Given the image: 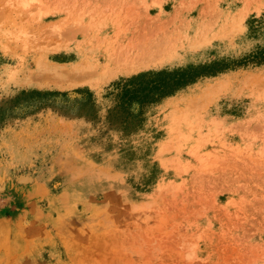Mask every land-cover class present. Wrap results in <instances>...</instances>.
Masks as SVG:
<instances>
[{
	"label": "rangeland",
	"instance_id": "rangeland-1",
	"mask_svg": "<svg viewBox=\"0 0 264 264\" xmlns=\"http://www.w3.org/2000/svg\"><path fill=\"white\" fill-rule=\"evenodd\" d=\"M263 40L264 0H0V264H264V66L108 93Z\"/></svg>",
	"mask_w": 264,
	"mask_h": 264
},
{
	"label": "trees",
	"instance_id": "trees-1",
	"mask_svg": "<svg viewBox=\"0 0 264 264\" xmlns=\"http://www.w3.org/2000/svg\"><path fill=\"white\" fill-rule=\"evenodd\" d=\"M260 23H262L260 18L252 17L248 21V29L252 32ZM261 65L264 66V40L237 58L216 60L204 66L147 70L128 77H120L109 85L108 93L114 101L112 110L123 125H127L132 120L142 119L148 107L155 106L173 91L183 88L197 78L216 75L237 67ZM55 94L64 96L67 93Z\"/></svg>",
	"mask_w": 264,
	"mask_h": 264
},
{
	"label": "bare ground",
	"instance_id": "bare-ground-1",
	"mask_svg": "<svg viewBox=\"0 0 264 264\" xmlns=\"http://www.w3.org/2000/svg\"><path fill=\"white\" fill-rule=\"evenodd\" d=\"M45 68L47 69V67H45ZM73 69H74L73 71L76 72V70H77L78 68L75 67V68H73ZM56 70H57V69H56ZM56 70H55V71H56ZM79 70H80V69H78L77 71L79 72ZM82 71H83V69H82ZM47 72H48V73H51L50 71H47ZM56 72H57V71H56ZM54 73H55V72H54ZM59 73H60V72H59ZM89 73H90V72H89ZM52 74H53V73H51V75H52ZM55 74H56V73H55ZM55 74H54V75H55ZM56 75H57V74H56ZM74 75H75V74H74ZM77 76H78V77H77ZM87 76H88V75H87ZM76 77H77V79H78V78H82V77L80 76V74H79V75L77 74Z\"/></svg>",
	"mask_w": 264,
	"mask_h": 264
}]
</instances>
